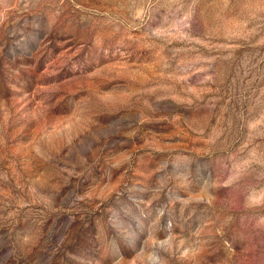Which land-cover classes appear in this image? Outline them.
<instances>
[{
  "label": "rangeland",
  "instance_id": "obj_1",
  "mask_svg": "<svg viewBox=\"0 0 264 264\" xmlns=\"http://www.w3.org/2000/svg\"><path fill=\"white\" fill-rule=\"evenodd\" d=\"M0 264H264V0H0Z\"/></svg>",
  "mask_w": 264,
  "mask_h": 264
}]
</instances>
